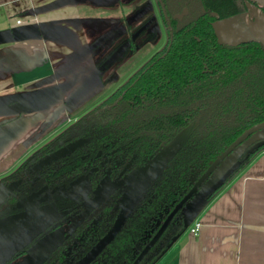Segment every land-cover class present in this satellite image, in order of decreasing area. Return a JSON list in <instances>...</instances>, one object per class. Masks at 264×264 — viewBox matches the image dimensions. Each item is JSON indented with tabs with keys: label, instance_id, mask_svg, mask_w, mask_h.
Here are the masks:
<instances>
[{
	"label": "flooded vegetation",
	"instance_id": "af4514ba",
	"mask_svg": "<svg viewBox=\"0 0 264 264\" xmlns=\"http://www.w3.org/2000/svg\"><path fill=\"white\" fill-rule=\"evenodd\" d=\"M67 1L75 4L77 0ZM84 2L87 5L81 6L87 10L86 16L105 23L103 30H95V40L84 49L91 48L87 54L90 64L56 69H51L49 63L32 64L26 72L12 73L6 81V90H17L6 95L52 86H58L60 91L46 109L0 118V139L20 124L8 149L0 154V168L7 162L10 164L6 170L0 169V193L5 191L0 201V223L7 222L6 228H0V264H9L30 251L46 252L48 248L50 252L37 264H75L103 236L83 254L84 248L93 243L112 219L115 221L125 182L162 147L173 141L180 146L179 137L187 127L183 126L166 142L174 128V117L167 108L156 111L159 95L131 93L140 74L169 51L172 22L181 21L187 9L170 17L162 0ZM31 12L24 16H30ZM76 16L81 17L78 10ZM35 22L38 20L22 21L18 17L12 26ZM159 29L164 36L157 44ZM95 72V77L87 82ZM115 82L108 93L85 111L77 115L69 113L78 104L76 92L82 84L98 88ZM123 99L126 103L121 109H113ZM162 100L165 102V97ZM150 105L155 107L150 110ZM73 144L77 145L69 152L44 163ZM243 158L244 153L240 159ZM177 218L183 223L181 210L167 228L175 227ZM169 235L163 238L168 239ZM16 237L27 238L9 254L8 247L15 246Z\"/></svg>",
	"mask_w": 264,
	"mask_h": 264
},
{
	"label": "trees",
	"instance_id": "16d2710c",
	"mask_svg": "<svg viewBox=\"0 0 264 264\" xmlns=\"http://www.w3.org/2000/svg\"><path fill=\"white\" fill-rule=\"evenodd\" d=\"M162 1L170 17L183 8L187 14L181 21L172 22L169 51L140 74L131 93L159 95L156 111L167 108L174 117V128L166 142L187 127L179 137L176 156L91 264H132L193 182L237 137L264 121V46L257 41L219 43L212 26L219 17L245 12L241 1ZM123 103L124 99L113 109H121ZM153 107L150 105V110ZM113 221L83 254L105 235ZM183 228L181 218H177L176 226L167 228L139 264H152ZM167 233L168 239L163 238Z\"/></svg>",
	"mask_w": 264,
	"mask_h": 264
},
{
	"label": "crops",
	"instance_id": "0c3cea01",
	"mask_svg": "<svg viewBox=\"0 0 264 264\" xmlns=\"http://www.w3.org/2000/svg\"><path fill=\"white\" fill-rule=\"evenodd\" d=\"M28 11L29 18L24 16ZM76 12L75 4L67 0H0V31L14 27L18 17L67 30L59 43L31 40L2 46L12 68L5 73L7 78L26 72L32 64L49 63L51 69L88 66V55L81 56L88 42ZM195 222L200 227L192 235L189 230ZM152 264H264V150L252 155L210 197Z\"/></svg>",
	"mask_w": 264,
	"mask_h": 264
},
{
	"label": "water",
	"instance_id": "95a60500",
	"mask_svg": "<svg viewBox=\"0 0 264 264\" xmlns=\"http://www.w3.org/2000/svg\"><path fill=\"white\" fill-rule=\"evenodd\" d=\"M253 5L264 8V0H250ZM59 4V3H58ZM216 16L215 14H213ZM28 16V15H27ZM31 16V15H30ZM26 17V16H25ZM80 19L78 22L80 23ZM91 21V20H90ZM93 21V20H92ZM102 22V20H98ZM94 20V22H98ZM264 12H252L248 8L247 12L236 14L229 19L221 22L215 21L212 26L219 43L235 45L242 42L257 41L264 46ZM81 24V23H80ZM82 26V25H81ZM260 27V32H259ZM67 30L54 23H33L17 25L6 30L0 31V71L9 72L7 56L2 51V46L11 43H20L31 40H41L59 43V39L66 37ZM227 40V41H224ZM91 48H87L81 53V56L87 55ZM12 69V68H11ZM97 72L87 79V82L94 78ZM3 79H6L3 77ZM82 84L76 94L85 88ZM59 87L52 86L33 92H22L12 95L0 96V118H7L17 115H25L35 111L43 110L48 107L51 101L59 95ZM2 122L0 123V125ZM20 124L8 130L0 139V154L8 149V144ZM77 144L70 145L59 152L51 155L44 163L56 159L72 150ZM6 148V149H5ZM179 149V143L173 141L162 147L148 162L139 168L124 184V191L117 202V215L110 230L75 264H90L103 251V249L114 239L122 229L123 225L130 217L135 206L141 201L146 190L153 181L159 177L169 161L176 155ZM260 150H264V121L258 123L244 131L237 137L206 169V171L195 181L191 189L175 205L166 220L160 226L153 238L139 252L132 264H139L148 254L150 249L159 240L172 217L181 210L183 219V230L195 219L198 212L204 207L210 197L215 194L230 177L237 172L252 155ZM244 158L241 160V155ZM233 155V156H232ZM231 157V160L226 161ZM226 163V164H225ZM225 164V165H224ZM5 195V191L0 193V201ZM7 222L0 223V228H6ZM182 230V231H183ZM2 231V229L0 230ZM181 231V232H182ZM180 232V233H181ZM177 234L173 239H175ZM27 238V237H26ZM26 238L16 237V244L8 247L7 253H12L22 244L21 241ZM172 239V240H173ZM24 241V240H23Z\"/></svg>",
	"mask_w": 264,
	"mask_h": 264
},
{
	"label": "rangeland",
	"instance_id": "374dc122",
	"mask_svg": "<svg viewBox=\"0 0 264 264\" xmlns=\"http://www.w3.org/2000/svg\"><path fill=\"white\" fill-rule=\"evenodd\" d=\"M240 1L246 8L245 12L248 11V8H250V10L252 12H260V13H261V11L264 12L263 8H259V7L255 6V5H253V3H251V1H249V0H240ZM82 3L87 5V3L84 2V0H77V1H75V6H76V8L78 10V15H81V17H79V19L81 20L80 23L82 25L83 34H84L85 38L87 39V42L90 44L91 42H93L95 40V37H96L95 30L96 29L103 30L104 27H105V23L104 22H100V21L94 22L95 19L93 17H87L86 16L87 10L83 9V6H81ZM83 14L85 15L84 17H82ZM232 16H234V15H230V16H227V17H221V18L219 17L217 19V21L221 22L223 20L229 19ZM260 30L261 29L259 27V32H260ZM159 31H158L159 33H158V37H157V40H156L157 44H158V41L160 42L161 38H163V36H164L163 31L161 29H159ZM156 43H155V45H157ZM120 70H121V68H120ZM0 75L6 78V80H3V78H2L3 81L0 80V94L1 95L2 94L6 95V93L17 92L16 89L6 90V88L8 86L7 85L8 83H6V81L9 80V79L7 78V74L3 73L2 71H0ZM120 78H121V73L119 75V79ZM114 84H116V82L113 83V84H110V85L102 86V87L98 86V88H96V86L92 87V85L86 87L84 90H82L79 93V98H77V100H76V102H78L77 106L72 108V109H70L69 113H71L72 115H77L78 113H82L90 105H92L94 102H96L99 98L103 97L106 93H108L112 89ZM230 160H231V157L226 161V163L229 162ZM11 162H13V161H10V163ZM9 165H10L9 162H7V164L5 166L1 167L0 169L1 170H6V168L9 167ZM12 166L13 165H11V167ZM50 249L51 248H48L46 250V252H44L41 249H38L37 251L36 250L30 251L25 256H23V257H21L19 259H16V260H14L13 262H11L9 264H37L42 259H44V257H46V255L50 252Z\"/></svg>",
	"mask_w": 264,
	"mask_h": 264
},
{
	"label": "built area",
	"instance_id": "2783aa9c",
	"mask_svg": "<svg viewBox=\"0 0 264 264\" xmlns=\"http://www.w3.org/2000/svg\"><path fill=\"white\" fill-rule=\"evenodd\" d=\"M16 23L17 24H20V20L17 19L16 20ZM199 227H200V224L199 223H197V222L193 223V225L191 226V228L189 230L190 234L196 235L198 233V231H199Z\"/></svg>",
	"mask_w": 264,
	"mask_h": 264
}]
</instances>
